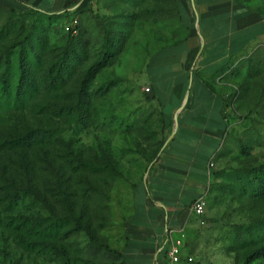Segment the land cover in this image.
<instances>
[{
  "label": "rangeland",
  "instance_id": "obj_1",
  "mask_svg": "<svg viewBox=\"0 0 264 264\" xmlns=\"http://www.w3.org/2000/svg\"><path fill=\"white\" fill-rule=\"evenodd\" d=\"M174 5L175 0H85L68 16L0 7V80L7 82L6 90L0 85V264H122L112 245L111 207L121 186L142 178L167 136L152 92H145L151 90L145 69L159 49L184 37ZM73 20L77 29L72 31ZM69 35L70 49L77 41L83 44L84 62L75 64L63 83L50 85ZM106 37L123 39L122 51L79 96L82 72L99 57ZM21 40L35 83L34 91L14 104L18 58L24 52L14 44ZM263 56L261 49L253 61ZM248 58L225 77L231 123L203 199L205 213L195 215L186 239L190 264H264V256L251 255L264 243V193L245 191L249 172L264 169V63ZM29 129L45 132L55 145L23 153L13 140ZM58 152L113 170L95 176L71 173L59 168ZM45 155L54 167L45 165ZM55 179L77 195L75 214L94 241L73 225L65 229L68 238L57 243L7 227L10 220L46 216L38 201L26 196L15 203L10 193L28 184L45 188ZM84 189L91 192L80 196ZM19 240L35 243L34 249L23 248Z\"/></svg>",
  "mask_w": 264,
  "mask_h": 264
},
{
  "label": "crops",
  "instance_id": "obj_2",
  "mask_svg": "<svg viewBox=\"0 0 264 264\" xmlns=\"http://www.w3.org/2000/svg\"><path fill=\"white\" fill-rule=\"evenodd\" d=\"M71 1L0 0V7L61 14ZM176 7L184 44L145 75L157 92L163 132L167 138L175 132L142 178L118 189L111 207L112 245L124 264H167V231L174 239L183 236L181 254L191 257L186 239L196 217L190 208L206 197L209 165L217 166L231 123L226 74L264 49V0H176Z\"/></svg>",
  "mask_w": 264,
  "mask_h": 264
},
{
  "label": "trees",
  "instance_id": "obj_3",
  "mask_svg": "<svg viewBox=\"0 0 264 264\" xmlns=\"http://www.w3.org/2000/svg\"><path fill=\"white\" fill-rule=\"evenodd\" d=\"M80 0H72L68 6L67 9L61 13V14H46L39 12L32 8H27V10L37 13V14H44V15H58V16H64L69 15L72 13L73 10H70L72 7L77 6L79 4ZM175 12L177 14L178 21L183 29V32H185L184 27L182 26L177 7H176V0H175ZM1 9V8H0ZM10 11V10H9ZM76 21V20H75ZM77 22V21H76ZM72 28V31L76 28ZM81 34L82 31L78 30ZM74 33V32H73ZM185 34V33H184ZM184 38V37H183ZM183 38L181 41L167 45L159 49L155 54H153L148 62V65L145 69V75H147L148 69L155 63H160V61H165L167 54L170 52V58L174 57L176 55L175 51L177 52L180 50L182 45L184 44ZM72 40V35H69L67 37V45L65 46V51L63 52L60 60V67L56 70V73L54 74V78L50 81L49 84H55V83H63L70 75V69H73L75 64L81 65V63L84 62V60L81 59V55L83 57L86 56L85 49L83 44L80 41H77L75 43L76 49H70V41ZM14 47H19L22 49L23 54L19 56L18 58V76L14 88V96L13 101L14 104H19L22 101L25 100L26 96L29 95L32 91H34V83L35 78L32 75V70L29 65V57L26 55V42L24 41H18L15 42ZM25 48V49H24ZM123 48V39L121 40H114L112 38L106 37L105 43L102 48V51L97 59L92 61L88 66L85 68V70L82 72V79H81V87L78 89V95H86L87 94V88L90 85V83L94 80L96 75L106 68L110 62L117 57ZM177 49V50H174ZM77 50V52H76ZM258 54H260V50L255 51L249 59V63L253 62L254 64H260L261 62L264 63V56L263 61L261 60H254L255 58H258ZM82 60V61H81ZM54 73L53 69H50L48 71L49 78ZM6 79L1 78L0 85L2 90H6ZM152 98L153 100L156 99L157 92L155 88H152ZM150 92V93H151ZM160 110V109H159ZM160 116L163 123V113L160 110ZM167 136L165 137V140L160 146V149L164 142L166 141ZM13 143L16 145L17 148L21 149L23 153H30L36 148L40 147L41 149H47L49 147H53L55 145L54 139L47 135L45 132L38 130V129H29L24 135L17 137L15 140H13ZM160 151V150H159ZM240 152L245 155L248 153V151L244 150V147H240ZM159 152L156 154L155 158L150 162L149 166L157 159ZM58 158L62 161L61 164H59V168H63L65 170L70 171L71 173H79L81 171L86 172L90 175H99V174H105V173H111L112 167L111 166H96L90 162L84 161L79 154H62L60 152L57 153ZM45 157V165L47 164V167L52 166L54 167V164L49 161L47 155ZM218 158V154L216 157V161ZM30 166V165H29ZM148 166V167H149ZM31 167V166H30ZM44 185L41 187L37 183L35 184H28V186L20 187L13 192L10 193V198L13 202L17 203L22 197H31L33 200L38 201L42 208L45 210L46 216H38L32 220L24 219L23 221L16 222V220H10L7 222V227H9L11 230L15 231L18 234H25L26 236L30 237V235L37 237L38 235L40 238L45 242H62L64 239L68 238V232L65 231L66 227H71L73 225L74 231L78 230H84L87 237L94 241V237L91 235L90 231L86 228H83L81 225V219L80 214L76 216L75 212V205L77 204V195L74 192H70L64 183H62L59 179L55 180H49L45 182V188H43ZM245 191H250L254 195H262L264 193V169L259 167L253 169L248 174V180L245 183ZM91 191L89 190H81V193L79 194L82 196L84 193L89 194ZM96 193V189L93 191ZM69 231V230H68ZM19 243H21L23 248H31L35 247V243H31V241H24L19 240ZM43 243V242H42ZM44 245V244H43ZM57 249H62V253L65 254L64 248L59 244L56 246ZM105 250H108L107 246H102ZM34 249V248H31ZM118 253V252H117ZM251 255L253 257L259 258L264 256V243L260 244L258 247H256L252 252ZM118 257L121 258V255L118 253ZM121 263H123L121 259Z\"/></svg>",
  "mask_w": 264,
  "mask_h": 264
},
{
  "label": "built area",
  "instance_id": "obj_4",
  "mask_svg": "<svg viewBox=\"0 0 264 264\" xmlns=\"http://www.w3.org/2000/svg\"><path fill=\"white\" fill-rule=\"evenodd\" d=\"M73 26L77 24L75 20L72 22ZM146 93H150L151 90L150 88L145 89ZM209 168L213 169L214 165L210 164ZM190 211L192 214L196 216H202L205 213V203L203 199H198L195 201L191 208ZM168 234V241H167V248L165 252V260L167 264H181L182 262L186 263H191L193 260L191 257H185L183 258L181 254V249L183 247V241L182 238L183 236L181 235L180 239H174L172 238V231H167Z\"/></svg>",
  "mask_w": 264,
  "mask_h": 264
},
{
  "label": "water",
  "instance_id": "obj_5",
  "mask_svg": "<svg viewBox=\"0 0 264 264\" xmlns=\"http://www.w3.org/2000/svg\"><path fill=\"white\" fill-rule=\"evenodd\" d=\"M175 132V128L173 129V132L171 133V135L167 138L166 142H168L169 140H171V138L173 137Z\"/></svg>",
  "mask_w": 264,
  "mask_h": 264
}]
</instances>
